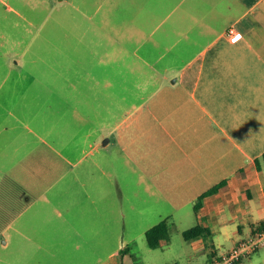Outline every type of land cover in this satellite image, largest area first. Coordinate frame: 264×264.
Instances as JSON below:
<instances>
[{
	"label": "crops",
	"instance_id": "obj_1",
	"mask_svg": "<svg viewBox=\"0 0 264 264\" xmlns=\"http://www.w3.org/2000/svg\"><path fill=\"white\" fill-rule=\"evenodd\" d=\"M131 2L134 25L123 29H149L153 40L136 41L133 75L114 70L130 85L105 81L100 122L70 137L88 148H55L52 192L1 180L0 238L44 231L48 253L71 255L58 264H121L129 232L168 219L210 229L190 247L213 263L264 228V0H116L117 8ZM239 264H264V248Z\"/></svg>",
	"mask_w": 264,
	"mask_h": 264
},
{
	"label": "rangeland",
	"instance_id": "obj_2",
	"mask_svg": "<svg viewBox=\"0 0 264 264\" xmlns=\"http://www.w3.org/2000/svg\"><path fill=\"white\" fill-rule=\"evenodd\" d=\"M117 4L0 0V182L52 192L55 148H88L84 139L73 142L70 137H83L93 121L100 122L105 81L112 88L130 85L129 78L118 83L114 70L133 75L136 41H152V31L123 29L134 25L135 8L132 2ZM139 20L144 22L145 14ZM118 41L126 49L122 55ZM93 136L101 138L100 131ZM189 226L191 222H170V240L157 249L145 235L134 231L132 237L129 232L124 264H213L184 239L182 230ZM9 233V238H0V264H58L71 256L60 254L57 259L48 253L53 241L44 231L31 241ZM109 246L112 250L113 243Z\"/></svg>",
	"mask_w": 264,
	"mask_h": 264
},
{
	"label": "trees",
	"instance_id": "obj_3",
	"mask_svg": "<svg viewBox=\"0 0 264 264\" xmlns=\"http://www.w3.org/2000/svg\"><path fill=\"white\" fill-rule=\"evenodd\" d=\"M263 160H264V156H263ZM256 163L258 167H260V161L258 159H256ZM225 185H226V182L223 181L220 184L212 187L211 189L203 193L194 205L195 211H198L202 207V201L206 196L217 193ZM170 235H171L170 234V221L168 219H164L160 221L155 226L150 228L145 234L148 245L153 249H157L161 247L163 242L169 241ZM182 235L186 241H192L198 238L208 239L211 235V231L208 228L197 225V226H194L192 228H189L183 231ZM126 254L127 253L122 252L121 258L123 259ZM121 264H124L123 260Z\"/></svg>",
	"mask_w": 264,
	"mask_h": 264
},
{
	"label": "built area",
	"instance_id": "obj_4",
	"mask_svg": "<svg viewBox=\"0 0 264 264\" xmlns=\"http://www.w3.org/2000/svg\"><path fill=\"white\" fill-rule=\"evenodd\" d=\"M228 36L235 39L241 35L234 27H231ZM262 247H264V228L256 231L250 238L242 240L232 250L219 256L213 264H239Z\"/></svg>",
	"mask_w": 264,
	"mask_h": 264
}]
</instances>
